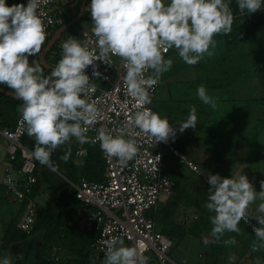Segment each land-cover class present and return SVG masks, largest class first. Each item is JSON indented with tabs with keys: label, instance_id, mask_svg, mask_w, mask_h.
<instances>
[{
	"label": "clouds",
	"instance_id": "9594fccd",
	"mask_svg": "<svg viewBox=\"0 0 264 264\" xmlns=\"http://www.w3.org/2000/svg\"><path fill=\"white\" fill-rule=\"evenodd\" d=\"M42 0H28L27 5L7 6L0 0V84L12 90L22 101L19 111L21 123L26 125L27 135L35 138L33 156L41 165L52 171L51 155L59 146L75 138L81 145L89 143L88 131L98 119L95 102H89L87 93L94 90L85 70L95 61H108L118 57L126 69L124 85L128 95L139 110L128 115V123L139 129V134L154 143H167L175 138L167 117L162 118L151 108L150 90H154L162 73L172 65L164 54L175 48L179 57L188 65H196L205 55L211 57L217 44L214 36L232 31L234 15L231 0H91L88 9L93 24L92 32L99 49L97 55L87 45L70 37L61 45V58L51 69L50 75L29 57L41 53L46 40L42 13L38 8ZM46 2V0H45ZM264 0H237L241 16L245 12L257 13ZM35 65V66H33ZM151 70V75L145 73ZM199 100L215 109L216 99L208 95L204 85L196 92ZM197 114L190 107L187 119L178 122V131L195 129ZM96 141L109 157L125 166L139 151L135 140L126 139L124 129L113 135L104 128L97 129ZM66 160L67 157L65 156ZM159 161L160 157L156 156ZM208 202L205 207L212 224L211 237L219 242L225 232L239 234L240 222L249 216V207L257 199L262 201L255 216L259 227H253L256 241L252 251L264 249V180L260 191L254 190L245 175L238 178H222L208 175ZM106 247L103 264H147L148 257L136 247H125L119 237L102 241ZM225 245H235L234 237L224 240ZM143 245L139 246L143 249ZM0 264H11L5 257ZM256 264H259L257 258Z\"/></svg>",
	"mask_w": 264,
	"mask_h": 264
},
{
	"label": "built area",
	"instance_id": "2783aa9c",
	"mask_svg": "<svg viewBox=\"0 0 264 264\" xmlns=\"http://www.w3.org/2000/svg\"><path fill=\"white\" fill-rule=\"evenodd\" d=\"M27 2L28 0H24L25 6ZM168 2L169 0H165V3ZM77 11L76 4L56 7L54 0H46V2L42 0L38 13H42L40 18L44 22L47 35L41 53L47 39L53 35L56 28L62 26L64 16L68 12L69 15L75 16ZM80 43L99 54L92 30L82 36ZM41 53L34 57L39 58ZM60 58L53 61L51 66L55 67ZM94 64L95 70L100 75L93 76L92 66L85 70V74L89 76L90 84L95 86L94 90L88 91L87 98L89 102H95L98 119L86 134L87 137L92 144L100 148L99 142L95 139L98 135L97 129L104 128L113 135L118 129H124L125 138L135 140L139 151L125 166H121L116 158L109 157L100 148L105 165L104 181L97 183L81 178L76 184H72L75 197L81 204L82 227L86 231L95 232L92 250L102 263L106 258V247L102 241L119 237L125 247H136L143 256L148 257L147 264H171L169 253L172 242L156 229V222L152 216L156 213L161 198L171 195L175 186V183L163 172L165 151L168 150L207 185L208 174L177 151L171 137L167 143L155 144L142 133L137 135L139 129L128 123V115L139 109L135 107V101L128 95L124 85L126 69L120 58L113 56L111 63L95 61ZM148 75L150 70L145 73V76ZM156 89L157 85L154 90H150L151 102ZM145 107L151 108V103ZM25 133L26 125L21 123V115L12 129H0V136L8 145V155L11 157H15L18 153L20 155L21 167L17 175L7 172L3 185L8 195L25 204L27 211L19 227L23 232L29 233L36 212L34 202L30 198L35 184L36 159L33 152L22 144ZM156 156L160 157L159 161ZM251 227L253 229L256 226ZM141 244L144 246L143 249L139 248ZM57 251L56 248L52 249L56 261L59 260ZM11 264L15 263L11 262Z\"/></svg>",
	"mask_w": 264,
	"mask_h": 264
},
{
	"label": "crops",
	"instance_id": "0c3cea01",
	"mask_svg": "<svg viewBox=\"0 0 264 264\" xmlns=\"http://www.w3.org/2000/svg\"><path fill=\"white\" fill-rule=\"evenodd\" d=\"M21 1L22 0H19L20 3ZM80 2L81 0H71V2H69V5L76 4V6L78 7L77 14L79 12ZM90 2L91 0H87L84 13L81 17V19L87 17L85 20L82 21H85L88 24L87 31L82 36L89 33L93 27L90 11L88 10ZM68 14L70 13L68 12ZM79 29L80 28H78L77 31ZM257 32L258 31L249 32L246 35H238L228 40H224L222 38L214 36L216 42L217 40H223L224 44L226 45V48L221 49L223 50L222 54L221 52H219L214 56H207L209 58L206 57L203 59H223V61H225L224 59H239V57L234 55L237 53L235 52L237 49H232L234 50L232 51L230 48H237L238 44L245 43L246 41L254 42L257 38ZM82 36L80 37L79 42ZM227 44L229 46H227ZM48 54L46 55V57L48 56ZM164 58L166 60L171 59L172 65L167 72L162 73L160 76L159 82L157 83V87L160 86L162 87V89L156 99L155 92V95L151 102V108L153 112L158 113L162 118L167 117L172 127L177 129V134L175 138H172L173 146L175 147V149L184 155V149L187 148L185 146V143L188 142L186 138L194 135H199L200 131L204 129L203 125L204 123H206L205 121L209 119L211 115L214 116L213 114L218 112H221V114L223 115V119H226L224 124L226 128L228 127V130L231 132V134L227 135L226 137L223 136L224 143L223 145H221L220 151H222L223 153L229 152V155L232 158L231 155L239 156L245 151H248L247 148L251 149L252 141H247L246 137L250 131V128L258 129V133L264 131V117L261 118L255 117V115H249L250 108L252 109L253 113L255 112V105L253 104L259 99L256 100L253 96H241L240 91H238L237 89L228 90L229 92H231V94H228L229 92L227 93L226 91L222 95H212V97L216 99L217 103V107L213 109L209 105L203 104L197 97L196 93H194V95L193 93L190 94V97L189 95L183 94V91H189V73L191 72V76H194V73H196L195 68H193V71H191L189 67H186L184 65L185 63L181 61V58L179 57L178 52L175 48L170 49L169 53L164 55ZM241 59L244 58L241 57ZM32 61H35L37 64H39V66L43 70V75H50L51 71L40 64V59L38 57L32 56L31 62ZM51 62L53 63V61H49L47 62V64L50 65ZM232 69V71H234V67H232ZM259 71L260 70H257V72ZM257 72L255 70L256 77L262 79V76L264 74V68L262 74ZM232 75L233 74L231 72L229 73L228 71L226 73V71L223 70L218 79H231ZM205 79L206 78L200 80L199 77H191V80L196 81V84ZM185 83L188 84L186 86L188 89H183V84ZM0 85L2 87L8 88L6 85ZM257 86H259V84H257ZM191 90H193V87ZM208 95L211 96L210 91L208 92ZM183 101H185L186 103L184 104ZM21 106L22 103H18L16 105V111L18 114H21L19 111ZM192 106L196 108L197 126L195 129L189 128L186 129L183 133H180L178 131V119L180 117L182 119H187L189 109ZM256 111H258V109H256ZM246 113L248 115H246ZM247 119H250L249 121H252V123L248 126H244L243 123H246ZM261 124H263V130H260ZM240 126H244V129ZM195 131L197 132L196 134ZM209 133L214 139L219 135L216 131L214 132L212 129H210ZM31 138L35 139L34 137ZM68 142L71 145H76L77 149L75 151L74 161L76 163H80L83 157L82 147L84 144L81 145L74 137L71 138ZM7 149V142L0 136V240L3 232L1 221L9 222L13 220L15 224L19 226L22 220L24 219L27 211L25 204L20 201H16L12 196L8 195L3 185V179L7 172L12 173V175H17L18 171L14 170L15 157L9 156L7 153ZM78 152H81V154H78ZM169 155L172 158H175L170 153ZM243 157L244 155L242 156V158ZM223 159L225 161L229 160V156L223 157L222 160ZM167 161L169 163L168 157H166L165 153L164 164L180 174V172L175 167H173L172 165L169 166ZM223 168L226 172L229 170V168H227L226 166ZM232 169L233 168H231V171ZM210 170L213 175L218 174L219 171L217 167L213 166L210 168ZM205 173L208 175L210 174L208 171H205ZM189 176H191V173H189L187 177L182 176L183 180L181 183V188L183 190V193L181 194V196L176 198V192L175 190H173V193L169 195L170 197L166 196L161 198L160 201H162L163 203L160 206L158 205L156 211L159 212L167 203L170 204V200L172 199L171 204L173 207H169L167 210H165L164 214L168 216L169 213H173V216L169 219L166 218L168 219L167 222L169 221L168 223L164 221L160 223L158 222L156 224L157 230L163 232L165 235L173 239V247L170 252L171 264H256L257 258L259 259V264H264V249L254 252L252 251L251 247L254 241L259 243L258 241H256L255 233L253 232L251 226L254 225L256 227H259V224L254 219V217L261 215L256 211V209L262 201L260 203L254 202L250 205L248 218L242 220L238 225L241 228V232L239 234L233 232H225L221 240L217 242L218 245L214 250L212 248V244L214 246L215 240L210 235L213 226L210 222L209 217L215 215V213L209 212L205 207L206 203L208 202L209 186L205 185L202 182H196L197 180H199L197 176L195 177V179H191L189 178ZM257 183H260V181H257ZM257 185H259L260 188V184ZM55 199L56 190L50 187L48 184H44L41 187L39 194L33 199L35 209L38 207L37 209L39 210L42 207L51 206L55 203ZM38 200H41L42 202L38 203ZM170 208H175V211L173 210L172 212H170ZM19 217H21L19 220L20 222L16 223V219ZM196 223H199V225L201 223H204L201 225L203 228L207 225L206 230L197 229V233H199L198 236L192 233L194 231L193 228ZM176 227H180L179 230H175ZM179 231L185 232V236L180 240L177 239V234L180 233ZM232 237H234L237 241L235 245H225L223 243L224 240H228ZM174 240L178 241L175 242ZM15 261L18 260H14L11 262Z\"/></svg>",
	"mask_w": 264,
	"mask_h": 264
},
{
	"label": "trees",
	"instance_id": "16d2710c",
	"mask_svg": "<svg viewBox=\"0 0 264 264\" xmlns=\"http://www.w3.org/2000/svg\"><path fill=\"white\" fill-rule=\"evenodd\" d=\"M6 4L7 6L24 4V0H22L21 3L19 0H6ZM230 8L234 15L232 31L227 35L218 34L216 37L228 40L238 35H246L249 32H256L260 29H264V7H261V9L254 14L245 12L243 16H241L238 10L237 0H231ZM68 15L69 14H66L64 16L62 26L69 23L74 18V16ZM86 18L87 17H84L76 22L61 35L46 57V63L49 61H55L57 58L61 57L62 43H64L69 36L74 37L77 35V29L79 28L80 23ZM60 27L56 28L54 32ZM50 38L47 39L46 44ZM0 87L12 92L9 88L2 87L1 85ZM18 103H22V101L5 96L0 92L1 129H12L14 127L17 118L21 115L16 111V105ZM22 144L33 152L35 139L28 136L26 132L22 138ZM82 148L83 157L80 163L74 161L75 151L77 149L76 145L74 146L69 142H66L53 151L51 161L52 164L56 166V171H52L47 165H41L36 160L34 172L35 184L30 198L33 200L39 194L41 187L44 184H48L56 190L55 203L51 206L42 207L35 212L34 222L29 233L23 232L13 220L9 222L1 221L3 232L0 240V250L5 251L12 244L23 241L28 236H36L41 240V246L36 254L37 264H103L102 261L96 257V253L92 250V243L96 236L95 232L86 231L82 227L83 215L80 212L81 204L75 197V189L72 184H76L81 178L90 182H103L105 179V165L102 160L101 150L98 146L89 142L84 144ZM65 156L67 157L66 160L64 159ZM14 165V170H19L21 167L19 153L14 158ZM164 172L175 183L173 190L176 192V198L181 196L183 193L181 188L183 177L170 167H167L166 170L164 169ZM198 179L202 182L199 177ZM170 202L172 203V199ZM171 203H167L159 212L152 214L156 224L158 222H167V220L173 216V213H169L168 216L164 214L165 210L169 207H173ZM173 210L175 211V208H170V212ZM202 224L204 223H201L200 225L199 223H196L193 228L194 231L192 232L194 235H199L197 229H207V225L203 228L201 226ZM179 228L180 227H176L175 230H179ZM179 232L180 233L177 234L178 240L185 236V232ZM161 233L165 235L163 232ZM165 236L172 242L173 247V239L167 235ZM217 245L218 243L215 242L214 246L212 244V248L215 250ZM53 248L58 250V261L55 260V256L52 254ZM14 263L20 264L19 261H15Z\"/></svg>",
	"mask_w": 264,
	"mask_h": 264
},
{
	"label": "rangeland",
	"instance_id": "374dc122",
	"mask_svg": "<svg viewBox=\"0 0 264 264\" xmlns=\"http://www.w3.org/2000/svg\"><path fill=\"white\" fill-rule=\"evenodd\" d=\"M54 1L56 7H66L67 5H69V2H71V0ZM262 7H264V3H262ZM87 26V22L82 21L79 25L80 29L77 31V35L73 38L79 40L80 37L87 31ZM216 44L217 46L215 49H210V51H213L214 53L213 56L219 52H221L222 54L223 50L221 49L226 48V45L224 44L223 40H217ZM227 46L229 45L227 44ZM230 49H237L235 51L237 53L234 55L239 57V59H224L225 61H223V59H202L196 65H188L181 59V61L185 63L184 65L186 67H189L191 71H193V68H195L196 73H194V76H196V78L199 77L200 80L206 78L205 80H202L198 84H196V81L191 80V77L194 76H191L192 73L190 72V80L188 82L190 84V88L188 89L186 87L188 84H183V89L187 88L189 90L183 91V94L189 95L190 97V94L193 93L194 95V93L197 92V88L200 85L204 84L205 88L207 89V92L210 91L211 96L222 95L226 91L228 93V90L237 89L238 91H240L241 96H253L256 100L259 99L253 104L255 105V112L253 113L252 109L250 108L249 115H255V117L263 118L264 74L262 76V79L257 78L255 70L256 72L257 70H260L257 73L262 74L264 68V29H260L257 32V38L254 42L246 41L245 43L238 44L237 48ZM206 57L207 55L204 56V58ZM241 57L244 59H241ZM31 59L32 57H29L30 64L32 63ZM232 67H234V71H232ZM223 70H225L226 73L228 71L229 73L231 72L233 74L232 78L227 80L218 79ZM257 84H259V86H257ZM192 87L193 90H191ZM161 89L162 87H157L155 99L159 95ZM228 94H231V92H229ZM183 103L185 104L186 102L183 101ZM256 109H258V111H256ZM213 115L214 116L211 115V117L205 121L206 123H204L203 125L204 129L200 131L199 135H194L186 138L188 144L185 143V146L187 148L184 149V156L188 161H191L195 165H197L203 172L208 171L211 175H213L210 170L212 166L218 168V174H220L222 178H238L240 174L245 175L248 178L249 182L252 184L254 190L259 192L261 189L257 184L260 183H257V181L264 180V131L258 133V129L250 128V131L246 137L247 141H252V148H247L248 151H245L239 156L231 155V158L229 152L223 153L222 151H220L221 145H223L224 143L223 136L226 137L227 135L231 134V132L228 130V127L226 128L224 124L226 119H223V115L221 114V112L214 113ZM246 115L248 114L246 113ZM185 120L186 118L182 119L180 117L178 119V122H182ZM249 120L250 119H247L246 123H243V125H250L252 121ZM244 126L240 127H243L244 129ZM210 129H212L214 132L216 131L219 134L218 137H215V139L212 138L209 133ZM260 130H263V124H261ZM196 133L197 132L195 131V134ZM165 153L166 157H168L169 160V163L167 161L169 166L172 165L173 167H175L184 177H187L188 174L191 173V176H189V178L195 179L196 175L193 174L183 163H181L177 158H172L169 155L168 150H166ZM243 155L244 157L242 158ZM226 156H229V160H222V158ZM225 166L229 168L227 172L223 168ZM231 168H233L232 171ZM163 169L166 170L167 165L164 164ZM196 182H200V180H197ZM40 202L42 201L38 200V203ZM260 202L261 201L259 199L255 201V203ZM162 203L163 202L160 201L159 206L162 205ZM37 208L36 211L38 210ZM20 218L21 217L16 219V223L20 222ZM40 243L41 240L38 237L28 236L23 241L12 244L7 250H0V259L3 260L5 257H10L11 261L18 260L20 264H37L36 254L41 246ZM123 246H125L124 243Z\"/></svg>",
	"mask_w": 264,
	"mask_h": 264
},
{
	"label": "water",
	"instance_id": "95a60500",
	"mask_svg": "<svg viewBox=\"0 0 264 264\" xmlns=\"http://www.w3.org/2000/svg\"><path fill=\"white\" fill-rule=\"evenodd\" d=\"M87 0H81L80 2V7H79V12L78 14L67 24L63 25L62 27H60L59 29H57L53 35L51 36V38L49 39V41L47 42L46 46L44 47L39 59H40V64L45 66L47 69H49L51 71V69L53 68L52 66L48 65L45 62L46 59V55L48 54V52L51 50V48L53 47V45L55 44V42L61 37V35L66 32L71 26H73L76 22H78L83 13H84V9L86 6ZM0 92L2 94H4L5 96L11 97L13 99L19 100L18 98L15 97L14 93L11 91H7L3 88L0 87Z\"/></svg>",
	"mask_w": 264,
	"mask_h": 264
}]
</instances>
